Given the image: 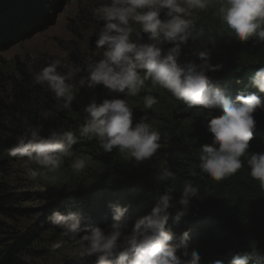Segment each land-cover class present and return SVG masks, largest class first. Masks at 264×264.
Returning a JSON list of instances; mask_svg holds the SVG:
<instances>
[{
  "label": "clouds",
  "instance_id": "1",
  "mask_svg": "<svg viewBox=\"0 0 264 264\" xmlns=\"http://www.w3.org/2000/svg\"><path fill=\"white\" fill-rule=\"evenodd\" d=\"M210 7L241 42L255 37L254 44H264V0H109L97 8L95 14L104 23L96 47L103 51L100 59L90 61L83 69L88 75L79 80V85L94 88L102 84L111 92L123 93L124 98L105 99L102 103L92 99L84 107L87 115L79 126V136L89 141L95 139L105 153L117 149L126 159L137 162L152 158L160 148V133L152 129L147 114L134 124L132 108L125 99L147 90L150 82L153 87L167 90L189 109L222 107L223 114L208 122L214 141L201 146L200 171L219 182L235 175L246 162L251 177L264 190V152L249 151L256 126L254 113L264 108V97L240 92L233 100L221 88L211 87L207 73L219 71L223 65L212 64L206 50L199 52L202 63H178L182 47L189 39L203 35V29L197 31L190 18L194 12ZM143 34H147L148 43H138ZM216 42L209 38L206 44ZM164 44L173 45L166 54ZM61 67L58 60H53L35 74L34 83H46L56 99L64 101L63 107L70 109L75 95L69 81L74 72L72 69L62 72ZM249 83L264 92V67L255 72ZM156 103L154 96L146 95L143 108L152 109ZM41 131L42 125L28 124L17 144L6 150L9 156L24 161L32 178L57 172L65 158L74 157L70 165L74 172L86 168V160L71 150L78 142L73 131L52 130L47 137ZM175 179V173L168 169L159 175L161 182ZM165 185L159 202L150 213L136 219L130 232L126 231L127 206L113 205L111 225L107 229L88 226L83 235H80L83 218L78 211H53L49 221L62 230L67 240L53 243L52 250L70 241L76 256L81 259L95 256L96 264H202L199 251L188 248V231L182 234L179 244H173L174 234L166 229L169 209L178 203L181 207L177 215L189 214L191 200L200 190L186 181L179 191V200L174 201L173 193L177 190ZM181 247L184 251L177 254ZM229 255V264H249L246 255ZM212 264H224V260L216 259Z\"/></svg>",
  "mask_w": 264,
  "mask_h": 264
},
{
  "label": "trees",
  "instance_id": "2",
  "mask_svg": "<svg viewBox=\"0 0 264 264\" xmlns=\"http://www.w3.org/2000/svg\"><path fill=\"white\" fill-rule=\"evenodd\" d=\"M61 1L0 0V51L37 33L41 27L38 24L43 23L47 13L54 11ZM213 13L214 9L210 7L207 11H196L192 15L196 30L202 28L203 35L189 39L182 47L178 63H202L199 52L206 50L212 64L223 65L219 71L207 73L211 87L221 88L233 100L240 92L264 97V92L249 83L255 72L264 67V44H254L255 37L241 42L222 18ZM134 27L138 29L139 25ZM209 38L217 41L215 45L206 44ZM148 42L147 34L138 39V43ZM172 46L162 45L163 52L166 54ZM10 85V98L0 96V264H31L29 258L36 253L32 245L37 235L25 234L8 221L29 216L31 210L24 204L35 195H13L9 182L4 176L1 177L9 173L12 164L21 160L9 156L6 150L17 144L18 137L28 124L42 125L41 135L44 137L52 130L73 131L78 142L72 145L71 150L75 156L85 159L87 166L93 167L89 171L96 184L82 190L84 184H70L60 201L66 203L62 211L74 210L87 214L91 210L102 211L106 217L103 222H106L113 217L112 206L120 205L128 207V218H140L150 213L159 202L166 190L165 184L177 190L173 193V199L178 201L183 184L191 181L200 192L191 200L190 213L178 216L181 207L178 203L169 209L166 229L174 234L171 243L179 244L182 234L188 231V248L199 251L202 264H212L216 259L229 264V253L248 256L249 264H264V190L251 177L246 162L235 175L219 182L199 169L201 146L214 141L213 134L208 131V122L212 117L223 114L222 107L213 105L207 109H189L167 90L156 86L169 99L176 113L174 117L182 116L184 119L174 121L173 132L160 138L159 143L169 144L165 159L149 166H136L131 164L132 159H126L117 149L105 153L95 139L89 141L79 136V126L87 115L85 105L92 99L97 103L112 99L104 92L102 84L88 88L89 91L93 89L92 97L73 89L75 99L70 109H65L64 101L57 100L49 88L35 84L34 76L25 70ZM254 118L256 126L249 142V151L261 153L264 152V108L257 109ZM73 158H65L61 166L63 171L71 168L70 160ZM165 169L175 173L174 181L159 180V175ZM100 222V216L91 219L93 225H101ZM45 225L42 224L43 227ZM183 251L181 247L177 254Z\"/></svg>",
  "mask_w": 264,
  "mask_h": 264
},
{
  "label": "rangeland",
  "instance_id": "3",
  "mask_svg": "<svg viewBox=\"0 0 264 264\" xmlns=\"http://www.w3.org/2000/svg\"><path fill=\"white\" fill-rule=\"evenodd\" d=\"M108 2L109 0H62L54 11L49 12L50 14L47 13L43 23L38 24L41 27L40 30L36 31L37 33L6 50L0 51V96L4 99L10 98V83L14 79H19L22 70L35 76L53 60H58L62 65L60 71L73 70V78L69 81L73 89L78 90L81 94L87 93L88 97L94 96L93 89L89 91V87L81 88L79 85V80L88 75L81 66L86 68L90 61L101 58L103 49L96 47V41L104 22L95 14V10ZM77 68L82 70L76 72ZM2 76L4 81L1 82ZM40 85L49 88L46 83ZM104 92H107L112 99L124 98L123 93L111 92L106 88ZM146 95H152L157 100L152 109L143 108ZM125 99L132 108L133 123L139 122L147 114L148 123L153 130L160 133V138L173 132L174 121L184 119L182 116L174 117L176 113L173 112L169 99L162 95L156 86L153 87L150 82H148L147 90H141L137 95L128 96ZM159 144L160 148L152 158L143 162L132 159L131 164L149 166L158 160L165 159L169 144ZM70 161L72 162V160ZM33 167L35 168V166ZM90 167L93 170L92 165H89L78 173L74 172L72 168L63 171L60 167L55 173H47L32 178L24 161L19 160L11 165L8 174L1 175L9 182L13 195H35L31 197V201L24 204L31 210L29 216L17 217L13 220L8 219L10 223L13 222L14 227L23 233L37 235L32 245V249L36 253L29 258L31 264H96L97 258L95 256L84 259L76 256L70 241L60 249L53 251L51 248L53 243L67 240V238L63 236L61 229L49 221V216L53 211L59 210L64 213L68 211H62L63 206L66 207V203H60V201L66 195L70 184H84L81 190L90 189L96 184L93 181L94 177L91 171H89ZM97 171L95 168V172ZM79 213L83 218L80 235L84 234L88 226H100L107 229L113 222V217L103 222L106 217L102 211L93 212L91 210L88 214L82 211ZM98 216H100L101 225L91 224V219ZM102 218L104 219L102 220ZM128 219L129 227L126 231L130 232L131 226L138 217ZM43 223L46 224L44 227L42 226Z\"/></svg>",
  "mask_w": 264,
  "mask_h": 264
}]
</instances>
